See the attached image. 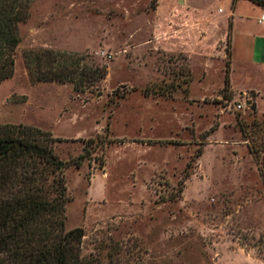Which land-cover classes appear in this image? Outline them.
Here are the masks:
<instances>
[{
	"label": "rangeland",
	"instance_id": "obj_1",
	"mask_svg": "<svg viewBox=\"0 0 264 264\" xmlns=\"http://www.w3.org/2000/svg\"><path fill=\"white\" fill-rule=\"evenodd\" d=\"M27 2L0 125L55 139L81 264H264V113L226 82L229 38L214 42L225 27L212 22L224 2ZM238 12L233 86L264 90V72L245 62L264 12L249 0ZM60 54L73 81L37 80L50 64L60 72Z\"/></svg>",
	"mask_w": 264,
	"mask_h": 264
},
{
	"label": "trees",
	"instance_id": "obj_2",
	"mask_svg": "<svg viewBox=\"0 0 264 264\" xmlns=\"http://www.w3.org/2000/svg\"><path fill=\"white\" fill-rule=\"evenodd\" d=\"M250 1L264 7V0ZM27 3L0 0V82L12 75L18 24L27 17ZM45 55L52 64L58 60L50 51ZM58 56L60 72L50 64V70L37 75V80L73 81L75 70L66 68L65 54ZM41 61L38 56L36 63ZM77 74L85 76L81 81L89 77L82 71ZM53 141L39 128L0 125V264H81L83 229L64 230L67 163L54 153ZM83 156L73 161L75 166H80Z\"/></svg>",
	"mask_w": 264,
	"mask_h": 264
},
{
	"label": "crops",
	"instance_id": "obj_3",
	"mask_svg": "<svg viewBox=\"0 0 264 264\" xmlns=\"http://www.w3.org/2000/svg\"><path fill=\"white\" fill-rule=\"evenodd\" d=\"M224 2V6L218 8V10L213 14L212 22L217 24L220 21L224 22V32L218 36L214 42L223 41L226 37L229 38V67L227 69V77L226 82L230 86L231 89L238 92H246L252 91L255 93V109L259 113H264V110H259V98L264 95V90H261L259 86L248 83L245 88L240 89L233 86V82L231 79L232 72V58L234 57V49L236 44L237 36L243 34V30H239L237 28V22L242 20V15L238 12V2L241 0H219ZM250 1V0H249ZM252 2V1H250ZM253 3V2H252ZM256 9L263 13L264 7H261L255 3ZM264 14V13H263ZM262 24L261 29L251 30L247 32V43H246V57L245 62L249 64L250 67H255L260 71L264 72V22ZM245 32V33H246ZM222 59V58H221ZM262 88V87H261Z\"/></svg>",
	"mask_w": 264,
	"mask_h": 264
},
{
	"label": "built area",
	"instance_id": "obj_4",
	"mask_svg": "<svg viewBox=\"0 0 264 264\" xmlns=\"http://www.w3.org/2000/svg\"><path fill=\"white\" fill-rule=\"evenodd\" d=\"M258 21L260 23L264 22V14L260 15V17L258 18ZM244 104L247 105L245 101H244ZM238 107H240V105H238Z\"/></svg>",
	"mask_w": 264,
	"mask_h": 264
}]
</instances>
